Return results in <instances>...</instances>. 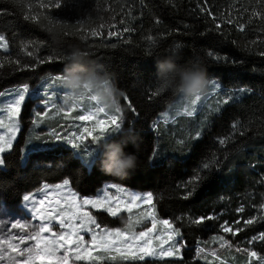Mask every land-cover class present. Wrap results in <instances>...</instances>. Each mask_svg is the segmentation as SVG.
I'll use <instances>...</instances> for the list:
<instances>
[{"label":"trees","instance_id":"obj_1","mask_svg":"<svg viewBox=\"0 0 264 264\" xmlns=\"http://www.w3.org/2000/svg\"><path fill=\"white\" fill-rule=\"evenodd\" d=\"M0 36L7 43L0 52V93L25 84L31 89L47 74L61 76L64 57L76 46L87 52L89 67L114 77L123 117L120 130L98 143L89 168L76 156L80 151L61 143L31 150L21 162L31 120V101L25 100L17 139L0 167L6 207L65 179L80 197L109 184L151 192L156 218L180 229L181 257L134 264H204L194 252L212 238H226L223 224L241 229L237 243L264 234V0H0ZM170 55L179 65L198 63L232 98L198 140L181 138V125L155 133L154 119L176 95L157 91L156 60ZM42 127L62 129L49 121ZM111 141H128L125 151L138 157L126 177L99 169L100 145ZM207 216L218 219L193 223ZM106 219L115 226L110 222L117 218ZM249 250L264 258V240L254 239Z\"/></svg>","mask_w":264,"mask_h":264},{"label":"snow or ice","instance_id":"obj_2","mask_svg":"<svg viewBox=\"0 0 264 264\" xmlns=\"http://www.w3.org/2000/svg\"><path fill=\"white\" fill-rule=\"evenodd\" d=\"M56 7H60V4H56ZM35 19V18H33ZM243 27V26H241ZM93 36L98 35L97 32L91 33ZM116 33H109V35H115ZM151 37L149 40L151 41ZM4 37L0 36V41H3ZM154 42V41H153ZM7 43H0V48H6ZM61 76L54 78L55 81H60ZM49 87H52L50 85ZM218 88L219 85L217 84ZM29 86L27 84L22 86V89L18 90V97L12 99L7 106V115L11 123L5 125L0 120V128H6L9 136L0 135V167L6 165L4 154L8 150L13 148V140L16 138L18 131V123L16 117L20 112V105L25 100L26 94L29 93ZM3 95V93H0ZM91 101L95 102L94 97H89ZM84 96L80 97L78 101L73 102V108L70 111H74L77 106H80ZM201 97L191 100V110L185 108L187 116L194 115L196 108L195 105ZM110 109H106L95 102V106H89L85 114L79 115L77 119L81 121H95L102 125L100 128V135H88L91 137L90 144H98L104 135L111 132L120 130L123 123V117L120 108L111 109L112 114H109ZM63 111V109H61ZM103 114L106 120H98L97 117ZM46 115V113H45ZM180 115V113H177ZM37 116H41V113H37ZM85 131H87L85 129ZM55 134V133H54ZM69 139L67 136L60 137L57 135V139H65L67 143L74 149L81 150L80 155L89 157L92 155V151L82 148L85 139L83 135L76 136ZM223 143V141H221ZM33 151L44 152L51 150L48 145L34 144L31 146ZM204 169H208L209 165L204 164ZM200 179L199 176L195 177L192 183H196ZM69 184V181L65 179L62 185H56V189H61ZM46 187H48L46 185ZM34 194L24 195L23 201L30 202L36 205H43L44 200H34ZM130 203L126 204L123 209L116 207L115 209L109 207L107 210L112 216H117L121 211H126L131 214L133 207L139 208L140 205L135 203L137 201H143L148 205H152L153 193H146L144 196L139 194H132L130 196ZM59 207V202H57ZM83 205H93L94 207H104V204L100 200L84 199ZM33 223L31 225L27 223H21L19 220L15 222L8 221L5 223L0 219V261H7V264H70L72 256L75 260L82 261L88 260L92 262H102L105 260L113 262L119 261L120 264H134L137 261H144L146 258L159 259L164 257H173L180 252L182 245L178 243L177 238L180 237V229L174 228L173 223L170 220H162V223L166 229L170 230L166 238L161 236L153 237V233L157 229V221L152 211L146 212V217L151 218V227L146 228L143 231H135L134 225H139L145 216L138 217L135 221L129 216L127 224L123 228H102L96 221V218L87 211H82V205H79L75 201V194H72L70 199H67L64 207L57 209H44L41 207H31L27 209ZM243 209H238L242 211ZM9 213L0 208V216H6ZM218 219V217L207 216L199 217L193 221V223L199 225L205 221ZM38 221V223H36ZM53 221L59 226L61 231L54 232L52 228ZM78 221V223H77ZM253 220H248L247 224H252ZM227 223V222H225ZM10 224V227L7 225ZM223 232L232 233L241 231L236 229L234 232L231 227L221 225ZM19 229L20 233L16 234L13 230ZM67 229V231H64ZM81 232L91 234V241L86 243L84 236ZM49 235H45V234ZM6 236V238H5ZM216 239L221 241L220 247H231V242L225 240L223 236H219ZM253 239L264 240V234L260 237H254ZM154 240L158 243L154 244ZM251 242V241H250ZM165 245H168L165 248ZM23 246V247H22ZM99 251L104 255H94V252ZM203 251V250H201ZM247 251V250H245ZM250 257H257L255 251L248 253ZM215 255V253H213ZM218 259V257H217ZM264 259V258H261Z\"/></svg>","mask_w":264,"mask_h":264},{"label":"rangeland","instance_id":"obj_3","mask_svg":"<svg viewBox=\"0 0 264 264\" xmlns=\"http://www.w3.org/2000/svg\"><path fill=\"white\" fill-rule=\"evenodd\" d=\"M0 43L6 42L3 40L0 41ZM6 49L7 47L0 48V52L6 51ZM55 77L57 76L49 74L44 75L36 86L29 89V93L25 96V100L29 99L31 101V120L27 131L25 132L20 160L21 162L24 161L26 154L32 150L31 146L34 144H45L49 146L61 143L62 145L71 148L73 151H75V153H78V151L81 150L72 148V146L67 143V140L57 139V135L60 137L67 136L69 139H74L75 137L72 134H76V136L83 135L84 137H87V139L84 141V144L82 145V148L91 150L92 155L85 157L77 154L76 156H78L86 168H89L97 152L98 144H90L89 141L91 137L88 134L91 133L92 135H100V128L102 125L96 123L95 121H81L77 119V117L79 115L85 114L89 106H95V102L90 100V96H84L83 101L79 102L80 106H77L74 111H70V109L73 108V102H69L67 104L64 103L65 89L60 84V81H55V83H53ZM217 84L218 83L215 80L209 79L208 88L201 96V99L197 101L195 105L196 111L191 117L187 116L185 113V108L191 110L190 101H187L180 95L176 94L174 98L165 106L164 110L161 111L154 119L153 126L155 128V133H159L162 129L165 130L169 125H181L185 129H182V131L184 130V134L180 135L181 138L198 140L201 137L203 131L209 126L212 119L218 115L224 105L232 99L231 95L223 90L220 86L217 88ZM50 85H52V87H49ZM20 89H22V87H12L1 92L3 95H0V120H2L5 125H9L11 123L6 111L7 106L12 99L18 97V90ZM25 100L22 102V104L25 102ZM22 104L20 105V109ZM61 109H63V111H61ZM37 113H41V116L38 117ZM177 113H180V115H177ZM109 114H112L111 109L109 110ZM15 119L19 126L16 133V140L20 130V124L18 121V116ZM97 119L106 120V117L103 114H100ZM46 121L54 122L56 125H60L62 129L52 128L51 130L47 129L44 131L42 124L44 122L46 123ZM85 129L87 131H85ZM112 133L114 132L104 135V138ZM0 135H6L10 137V134L7 133L6 128H0ZM15 140H13V143ZM62 184L63 182H60L55 185H47L48 187H46V185H41L36 191L31 193L34 194L33 198L35 201L43 199V205H36L30 202H27L26 204V202H24L22 199L21 203L17 207L10 209L6 207L5 204L0 200V208L6 210L9 213L6 216H0V219H2L5 223L8 221L15 222L16 220H19L21 223H27L31 225L33 221L30 218L29 212L27 210L28 208L38 206L46 210L55 208L57 211H59V207H64L66 200L70 199L72 194H75L69 189L68 185L61 189H56V185ZM132 194H139L141 196L145 195L143 193H137L124 189L117 185L109 184L99 188L94 193V195L90 197H80L75 194V201L77 204L82 205V211L91 213V215L96 218V221L101 225L102 228H123L125 224H127L129 216H131L133 221H135L140 216H145L139 225H134L135 231H143L146 228L151 227V218L146 217V212L152 211L154 213L152 205L150 206L143 201H137L135 203L140 205L139 208L134 206L131 214L127 213L126 211H121L117 216H112L107 210L109 207L113 209L120 207L123 209L126 204L131 202L130 196ZM84 199L100 200L104 204V207L83 205ZM57 202H59V207ZM154 217L157 221V229L156 232L152 234L153 237L161 236L166 238V235L170 230L166 229L165 226L160 223L162 220L157 219L155 213ZM106 218H117L116 221L110 222V224L115 226H110L107 224L106 222L108 220ZM36 223H38V221ZM7 226L10 227V224ZM51 226L54 232L61 231L55 221H53ZM13 231L16 234L20 233L19 229ZM64 231H67V229H64ZM220 231L226 236L224 239L231 242V247L225 246L221 248L220 244L222 242L216 239L217 237L212 238L208 245L202 248L197 247V250L194 252V254L204 264H236L235 261H237L239 258H245V260L248 261L247 264H264V259L259 257H250L248 254L251 252L249 250V244L252 243L254 239H250L243 243H237L234 240V235L232 233L223 232L221 226ZM45 235L49 234L46 233ZM81 235L84 236L86 243L91 241V234L81 232ZM177 240L178 243L182 245L178 238ZM156 243L158 242L154 240V244ZM167 247L168 245H165V248ZM181 250L182 246L180 248V252L177 255L159 259H179L181 257ZM213 253H215V255H213ZM94 255L104 254L97 251L94 252ZM75 262L79 261L75 260V257L72 256L70 259V264H74ZM0 264H7V261H0Z\"/></svg>","mask_w":264,"mask_h":264},{"label":"clouds","instance_id":"obj_4","mask_svg":"<svg viewBox=\"0 0 264 264\" xmlns=\"http://www.w3.org/2000/svg\"><path fill=\"white\" fill-rule=\"evenodd\" d=\"M65 67L60 84L65 89L64 103L75 102L82 96L94 97L106 108H120L121 92L112 74L88 66V54L73 46L65 55ZM157 91L171 90L187 101L201 97L208 88L206 70L198 63L179 65L174 55L156 60ZM134 139V138H133ZM128 141H111L100 145L99 169L105 174L126 177L138 167L135 153L126 152Z\"/></svg>","mask_w":264,"mask_h":264}]
</instances>
